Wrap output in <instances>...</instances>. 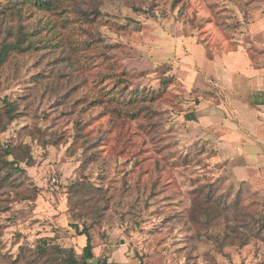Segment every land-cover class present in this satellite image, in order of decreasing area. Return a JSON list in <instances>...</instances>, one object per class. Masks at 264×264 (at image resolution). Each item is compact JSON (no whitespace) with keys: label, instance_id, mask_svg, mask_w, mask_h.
<instances>
[{"label":"rangeland","instance_id":"374dc122","mask_svg":"<svg viewBox=\"0 0 264 264\" xmlns=\"http://www.w3.org/2000/svg\"><path fill=\"white\" fill-rule=\"evenodd\" d=\"M47 2L0 0V48L23 38L0 63V264H63L24 251L41 237L80 258L73 223L108 264H264V169L234 145L264 0Z\"/></svg>","mask_w":264,"mask_h":264},{"label":"crops","instance_id":"0c3cea01","mask_svg":"<svg viewBox=\"0 0 264 264\" xmlns=\"http://www.w3.org/2000/svg\"><path fill=\"white\" fill-rule=\"evenodd\" d=\"M253 27L254 31H260L257 30L255 25ZM261 60L264 61V55ZM245 71L249 72L252 76L250 85L254 92L263 95L264 65L260 64L253 68H246ZM238 90L240 91V89ZM244 92V90L241 92L242 96ZM237 103L242 112L240 119L243 126L247 128V130H243L242 134L237 137L239 140L234 143L236 146L240 145L241 165L237 167L241 172L245 171V169H257L259 172L262 168L264 169V100H256V103L251 105V107L245 104L242 99L240 102L237 101ZM235 153L238 152L235 151Z\"/></svg>","mask_w":264,"mask_h":264},{"label":"trees","instance_id":"16d2710c","mask_svg":"<svg viewBox=\"0 0 264 264\" xmlns=\"http://www.w3.org/2000/svg\"><path fill=\"white\" fill-rule=\"evenodd\" d=\"M15 1H28V2H35L38 1L41 8H46L48 4L47 0H15ZM23 38L21 36L18 37V40L16 43H5L0 48V63L4 62L9 50L13 47L20 46V43ZM134 95V93H131V97ZM136 96V94H135ZM6 101V99H4ZM6 108L5 113L7 117H13V111H14V105L11 102L6 101ZM189 119H196L195 116H192ZM10 154H13V152H8ZM26 154H30V152H27ZM11 164L12 161L6 160L4 164ZM2 168V167H0ZM13 169L15 171H23V169L16 164V166H13ZM13 171V170H11ZM1 169H0V178L3 179L4 176H1ZM10 175V174H8ZM6 177V176H5ZM9 176H7L8 178ZM81 182V180H78L76 182V186H78ZM83 184V183H82ZM83 187V186H82ZM81 187V188H82ZM259 224H261L262 227H264V218L262 220L258 221ZM72 227L78 232L80 235L86 236V243L83 246L81 257L79 258L76 255V252L73 248H63L60 247L57 244H52L48 241L47 238L41 237L38 239V243L35 245L34 250L28 248L27 250H24L26 252H30L33 254L34 259H42L46 258L47 256H50L51 259L54 262L61 261L63 264H108V258L105 255L96 256L94 254V244L92 239V234L90 232V226H84L82 229L80 228L79 224L73 223Z\"/></svg>","mask_w":264,"mask_h":264}]
</instances>
